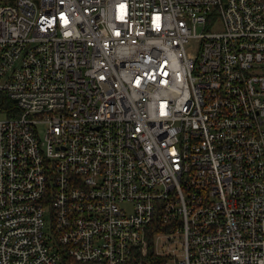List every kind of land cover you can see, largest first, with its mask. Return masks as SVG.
I'll return each mask as SVG.
<instances>
[{"label":"built area","instance_id":"2783aa9c","mask_svg":"<svg viewBox=\"0 0 264 264\" xmlns=\"http://www.w3.org/2000/svg\"><path fill=\"white\" fill-rule=\"evenodd\" d=\"M0 92V264H264V0H0Z\"/></svg>","mask_w":264,"mask_h":264},{"label":"trees","instance_id":"16d2710c","mask_svg":"<svg viewBox=\"0 0 264 264\" xmlns=\"http://www.w3.org/2000/svg\"><path fill=\"white\" fill-rule=\"evenodd\" d=\"M15 106V102L6 93L0 92V113H5L7 109ZM9 113V112H8ZM170 224H165L161 221H155L151 227L150 231V252L153 253V243L154 234L159 231H169Z\"/></svg>","mask_w":264,"mask_h":264},{"label":"rangeland","instance_id":"374dc122","mask_svg":"<svg viewBox=\"0 0 264 264\" xmlns=\"http://www.w3.org/2000/svg\"><path fill=\"white\" fill-rule=\"evenodd\" d=\"M206 28H210L209 25L206 26ZM198 30H202V27L199 26ZM1 116V115H0ZM40 129H42V127H40ZM45 221H46V231L47 232H51V224H52V219H51V210H50V207H48V210L46 211L45 213ZM180 246V243H177V244H172L171 247H174V246Z\"/></svg>","mask_w":264,"mask_h":264}]
</instances>
